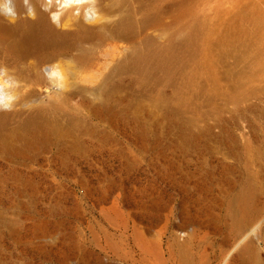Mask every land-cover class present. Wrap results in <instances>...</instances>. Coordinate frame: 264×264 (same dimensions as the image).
Masks as SVG:
<instances>
[{
  "label": "rangeland",
  "instance_id": "1",
  "mask_svg": "<svg viewBox=\"0 0 264 264\" xmlns=\"http://www.w3.org/2000/svg\"><path fill=\"white\" fill-rule=\"evenodd\" d=\"M95 7L0 26V264H264V0Z\"/></svg>",
  "mask_w": 264,
  "mask_h": 264
},
{
  "label": "clouds",
  "instance_id": "2",
  "mask_svg": "<svg viewBox=\"0 0 264 264\" xmlns=\"http://www.w3.org/2000/svg\"><path fill=\"white\" fill-rule=\"evenodd\" d=\"M42 11L48 12L51 22L60 27L63 19L69 11L77 17H82L85 23L94 24L97 0H37ZM25 13L29 17H35L36 8L33 0H23ZM0 16L5 17L9 22H14L18 17L16 0H0ZM44 79L52 89L63 91L65 88L64 79L56 63L41 67ZM18 86L9 68L0 65V111H13L18 101V96L12 93V88ZM256 228L252 233L255 234ZM230 258V254H229ZM228 264V258L224 260Z\"/></svg>",
  "mask_w": 264,
  "mask_h": 264
},
{
  "label": "bare ground",
  "instance_id": "3",
  "mask_svg": "<svg viewBox=\"0 0 264 264\" xmlns=\"http://www.w3.org/2000/svg\"><path fill=\"white\" fill-rule=\"evenodd\" d=\"M35 8H36V15L35 17H24L22 20L21 19H16L14 22L11 23V25H5L3 26L0 23V26L8 29V30H17L18 26H20L21 22H23L25 24L24 29H23V42L29 40L30 38H32L33 36H47L52 34H58L60 37H65L70 35L72 32L68 31V30H57V29H53L52 27H50V25L47 23L46 20V16H45V12L44 11H40L38 9L37 4H34ZM18 9H21L20 7L17 6ZM19 11V10H18ZM71 11H69L66 15V17L69 15ZM79 25H81V27L85 30H89L91 28L90 25L87 24H82L80 23ZM16 110L15 108L13 109V111L10 112H6V111H0V130L6 125V123L13 118L14 114H15ZM247 243H241L238 248H237V254H242L244 251L247 250Z\"/></svg>",
  "mask_w": 264,
  "mask_h": 264
}]
</instances>
